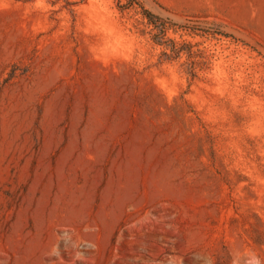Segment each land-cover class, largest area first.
I'll return each mask as SVG.
<instances>
[{"label": "rangeland", "instance_id": "1", "mask_svg": "<svg viewBox=\"0 0 264 264\" xmlns=\"http://www.w3.org/2000/svg\"><path fill=\"white\" fill-rule=\"evenodd\" d=\"M0 264H264V0H0Z\"/></svg>", "mask_w": 264, "mask_h": 264}, {"label": "trees", "instance_id": "2", "mask_svg": "<svg viewBox=\"0 0 264 264\" xmlns=\"http://www.w3.org/2000/svg\"><path fill=\"white\" fill-rule=\"evenodd\" d=\"M145 14L147 15V16H152V14L150 13V12H145Z\"/></svg>", "mask_w": 264, "mask_h": 264}]
</instances>
